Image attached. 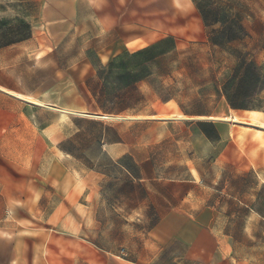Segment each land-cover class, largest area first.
<instances>
[{"label": "crops", "instance_id": "1", "mask_svg": "<svg viewBox=\"0 0 264 264\" xmlns=\"http://www.w3.org/2000/svg\"><path fill=\"white\" fill-rule=\"evenodd\" d=\"M204 27L193 0H0V264H264V128L230 179L146 190L130 211L149 225L130 238L127 223L112 238L91 174L71 165L97 159L76 157L65 122L100 116L68 109L65 92L96 95L98 67L173 38L157 62Z\"/></svg>", "mask_w": 264, "mask_h": 264}, {"label": "rangeland", "instance_id": "2", "mask_svg": "<svg viewBox=\"0 0 264 264\" xmlns=\"http://www.w3.org/2000/svg\"><path fill=\"white\" fill-rule=\"evenodd\" d=\"M199 2L207 10V20L204 34L199 33L197 40L157 62H151L157 49L124 54L114 62L105 94L65 92L68 109L100 116L67 120L64 128L73 136L70 144L77 158L97 159L71 165L91 174L82 181L89 180L90 197L94 195L97 204L106 205L99 214L109 219L112 238L117 237L120 224L127 223L129 238L148 228L140 212L130 211L143 202L146 190L161 193L166 182L190 179L202 178L211 184L217 169L221 177L230 179L231 171L246 163L244 157L262 139V128L208 117L263 122L255 110L230 109L222 83L235 66L240 76L248 61L264 70V0ZM197 13L193 10V30L199 28ZM214 14L226 23L219 21L211 27ZM121 73L126 74L119 77ZM102 139L110 145L105 150ZM125 150L126 158L116 160ZM138 177L155 180H133ZM173 187L176 192L181 188ZM121 203L125 205L122 211ZM125 213L128 221L121 216ZM140 217L143 226L137 227L135 219Z\"/></svg>", "mask_w": 264, "mask_h": 264}, {"label": "trees", "instance_id": "3", "mask_svg": "<svg viewBox=\"0 0 264 264\" xmlns=\"http://www.w3.org/2000/svg\"><path fill=\"white\" fill-rule=\"evenodd\" d=\"M195 7L199 11L201 18L205 24L207 20V10L204 11L200 6V2L193 0ZM224 22V18L219 16H211L209 25L212 27L213 23ZM226 23V22H224ZM236 34H239L235 32ZM165 43L169 45L165 48H161ZM174 46L173 38L167 37L156 42L153 46L148 49L143 50L150 51L156 50V55H161L171 50ZM142 51L137 53L140 54ZM245 62V61H241ZM248 64H244L243 73L240 76L236 75V66L233 68L232 73L227 77L222 83V93L230 109L233 110H261L264 111V98L261 96V91L264 90V70L258 65L253 64L248 61ZM115 66L114 62H109L106 66H101L97 68V75L101 80V94H105V88L110 83L107 80L109 74L112 73V68ZM126 74V73H125ZM124 73L119 74V77L125 75ZM200 123V122H199ZM205 123V122H201Z\"/></svg>", "mask_w": 264, "mask_h": 264}, {"label": "bare ground", "instance_id": "4", "mask_svg": "<svg viewBox=\"0 0 264 264\" xmlns=\"http://www.w3.org/2000/svg\"><path fill=\"white\" fill-rule=\"evenodd\" d=\"M104 117H106V116H104ZM208 118L219 119V120H223V121H232V122H237V123L250 124V125L257 126L259 128H264V122L252 120V121H250V123H246L244 120L239 119L236 116H234L233 118H230V116H225V117H211L210 116Z\"/></svg>", "mask_w": 264, "mask_h": 264}]
</instances>
